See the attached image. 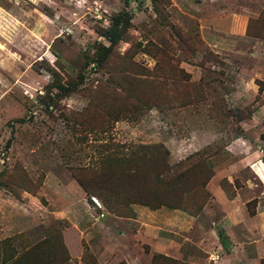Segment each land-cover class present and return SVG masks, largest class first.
<instances>
[{"label":"rangeland","instance_id":"1","mask_svg":"<svg viewBox=\"0 0 264 264\" xmlns=\"http://www.w3.org/2000/svg\"><path fill=\"white\" fill-rule=\"evenodd\" d=\"M33 245L264 264V0H0V264Z\"/></svg>","mask_w":264,"mask_h":264},{"label":"trees","instance_id":"2","mask_svg":"<svg viewBox=\"0 0 264 264\" xmlns=\"http://www.w3.org/2000/svg\"><path fill=\"white\" fill-rule=\"evenodd\" d=\"M130 17L131 16L127 11L118 12L114 15V17H112L110 24L108 26L109 28L104 30V32H103V36L108 40L109 45L100 46V48L102 49V53H100L98 60H100V61L103 60V58L106 56V54L110 53L113 50L114 45L116 43H118V41L120 39L124 38L125 33L127 31V27L129 24ZM54 86L56 87L55 94H63L64 95V94H67L71 90V88H69L68 86H66L62 82H57ZM9 142H10V140L8 139L5 142V147L8 146ZM117 159H119V158H117ZM79 182L84 187L86 192L89 193L90 190L85 186V184L82 181H79ZM101 196L103 197V194H101ZM59 251H60V253L65 252V250L62 248H60ZM55 255L56 254L50 252L47 247H44V246L40 247L38 245H33V246H31V250L28 251L27 253H25L24 256H22L23 258H20V259H24V260L25 259H28V260L31 259L33 261L34 260H41L42 261L43 258H45V259L53 258L52 256L55 257ZM43 264H44V262H43ZM124 264H126V263L124 262Z\"/></svg>","mask_w":264,"mask_h":264},{"label":"water","instance_id":"3","mask_svg":"<svg viewBox=\"0 0 264 264\" xmlns=\"http://www.w3.org/2000/svg\"><path fill=\"white\" fill-rule=\"evenodd\" d=\"M94 199V198H93ZM96 199H94V201H95Z\"/></svg>","mask_w":264,"mask_h":264}]
</instances>
